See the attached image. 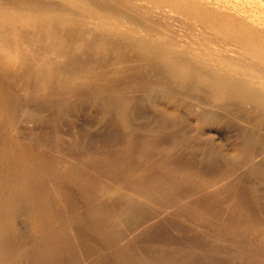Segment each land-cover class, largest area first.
<instances>
[{
    "label": "rangeland",
    "instance_id": "obj_1",
    "mask_svg": "<svg viewBox=\"0 0 264 264\" xmlns=\"http://www.w3.org/2000/svg\"><path fill=\"white\" fill-rule=\"evenodd\" d=\"M154 71L131 70L132 81L109 80L85 96H23L31 105L0 116V145L12 162L24 164V152L41 158L57 175L52 185L70 196L52 227L37 200L18 197L12 263L264 264V122L234 108L195 109L190 95L154 87ZM16 112L35 122L15 123ZM92 176L147 185L157 203L99 200L80 182Z\"/></svg>",
    "mask_w": 264,
    "mask_h": 264
},
{
    "label": "bare ground",
    "instance_id": "obj_2",
    "mask_svg": "<svg viewBox=\"0 0 264 264\" xmlns=\"http://www.w3.org/2000/svg\"><path fill=\"white\" fill-rule=\"evenodd\" d=\"M84 51L91 57L81 61ZM131 70H155L154 87L190 95L195 109L204 103L211 109L234 108L242 119L264 122V0H0V116L26 107L29 101L24 103L23 96L36 101L100 93L109 80L132 81ZM18 114L15 123L25 125L37 116ZM22 156L24 164L16 165L0 145V264L15 261L10 238L19 215L18 197L37 200L50 217L49 223L44 221L49 227L61 220V207L70 200L65 190L52 185L57 175L41 158L26 152ZM107 180L92 176L80 182L99 200L156 202L147 185ZM92 211L103 213L98 207Z\"/></svg>",
    "mask_w": 264,
    "mask_h": 264
}]
</instances>
